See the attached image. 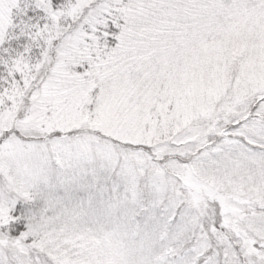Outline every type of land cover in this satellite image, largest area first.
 I'll use <instances>...</instances> for the list:
<instances>
[{"label":"snow or ice","instance_id":"6c2138e0","mask_svg":"<svg viewBox=\"0 0 264 264\" xmlns=\"http://www.w3.org/2000/svg\"><path fill=\"white\" fill-rule=\"evenodd\" d=\"M0 264H264V0H0Z\"/></svg>","mask_w":264,"mask_h":264}]
</instances>
